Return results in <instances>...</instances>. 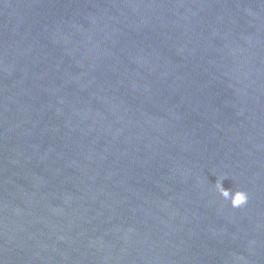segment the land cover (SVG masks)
<instances>
[{
	"label": "water",
	"instance_id": "95a60500",
	"mask_svg": "<svg viewBox=\"0 0 264 264\" xmlns=\"http://www.w3.org/2000/svg\"><path fill=\"white\" fill-rule=\"evenodd\" d=\"M0 264H264V0H0Z\"/></svg>",
	"mask_w": 264,
	"mask_h": 264
},
{
	"label": "clouds",
	"instance_id": "9594fccd",
	"mask_svg": "<svg viewBox=\"0 0 264 264\" xmlns=\"http://www.w3.org/2000/svg\"><path fill=\"white\" fill-rule=\"evenodd\" d=\"M216 188L219 189V181H217ZM224 198L229 201L232 207L235 208L243 206L247 202L248 196L246 192L242 190H235L227 193Z\"/></svg>",
	"mask_w": 264,
	"mask_h": 264
}]
</instances>
